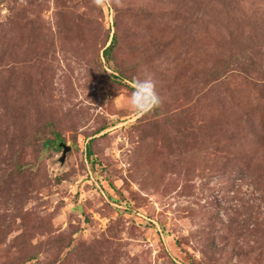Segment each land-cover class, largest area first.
I'll use <instances>...</instances> for the list:
<instances>
[{
  "label": "rangeland",
  "instance_id": "rangeland-1",
  "mask_svg": "<svg viewBox=\"0 0 264 264\" xmlns=\"http://www.w3.org/2000/svg\"><path fill=\"white\" fill-rule=\"evenodd\" d=\"M0 264H264V0H0Z\"/></svg>",
  "mask_w": 264,
  "mask_h": 264
},
{
  "label": "clouds",
  "instance_id": "clouds-1",
  "mask_svg": "<svg viewBox=\"0 0 264 264\" xmlns=\"http://www.w3.org/2000/svg\"><path fill=\"white\" fill-rule=\"evenodd\" d=\"M131 89L128 104L134 113L148 112L160 103L155 81L151 75L145 74L143 78H134Z\"/></svg>",
  "mask_w": 264,
  "mask_h": 264
},
{
  "label": "trees",
  "instance_id": "trees-1",
  "mask_svg": "<svg viewBox=\"0 0 264 264\" xmlns=\"http://www.w3.org/2000/svg\"><path fill=\"white\" fill-rule=\"evenodd\" d=\"M114 41H115V35L112 34L108 45H106L102 50V54L105 57V59H109L110 51L113 48ZM87 154L88 155L90 154V150H88Z\"/></svg>",
  "mask_w": 264,
  "mask_h": 264
},
{
  "label": "water",
  "instance_id": "water-1",
  "mask_svg": "<svg viewBox=\"0 0 264 264\" xmlns=\"http://www.w3.org/2000/svg\"><path fill=\"white\" fill-rule=\"evenodd\" d=\"M67 149H68L67 145H62V152H61V156H60V161H63L64 155H65V152Z\"/></svg>",
  "mask_w": 264,
  "mask_h": 264
}]
</instances>
